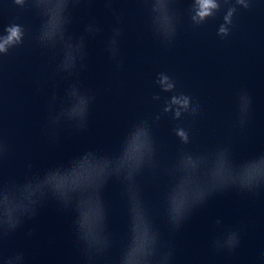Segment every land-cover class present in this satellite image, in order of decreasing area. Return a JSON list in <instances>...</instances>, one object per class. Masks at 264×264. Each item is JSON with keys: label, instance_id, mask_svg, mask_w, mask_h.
<instances>
[{"label": "water", "instance_id": "water-1", "mask_svg": "<svg viewBox=\"0 0 264 264\" xmlns=\"http://www.w3.org/2000/svg\"><path fill=\"white\" fill-rule=\"evenodd\" d=\"M215 4L0 0V264H264V0Z\"/></svg>", "mask_w": 264, "mask_h": 264}, {"label": "clouds", "instance_id": "clouds-1", "mask_svg": "<svg viewBox=\"0 0 264 264\" xmlns=\"http://www.w3.org/2000/svg\"><path fill=\"white\" fill-rule=\"evenodd\" d=\"M200 3H201V7H202V11L200 12V16H201V17H204L206 14L209 13V11H210V9H211L212 7H215V6H216V4H215V0H200ZM230 15H231V13H229V16H230ZM17 31H18V30H14V31H13V34L15 35ZM220 31H221V32H226L227 29H225V28L222 27ZM2 49H3V45H0V50H2ZM164 80H168V77L165 76V77H164ZM167 87L171 88V87H172V84H171V83L167 84ZM181 103H183L184 105H187V104H188V98L185 97V98L181 101ZM178 114H179V113H178ZM142 134H143L142 131H141L140 133H137V138L139 139V137H140ZM185 138H186V137H185Z\"/></svg>", "mask_w": 264, "mask_h": 264}]
</instances>
